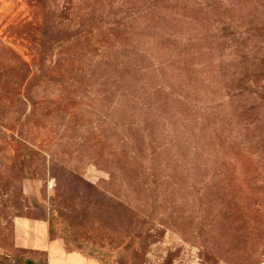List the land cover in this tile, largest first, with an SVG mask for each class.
Segmentation results:
<instances>
[{"label":"rangeland","instance_id":"rangeland-1","mask_svg":"<svg viewBox=\"0 0 264 264\" xmlns=\"http://www.w3.org/2000/svg\"><path fill=\"white\" fill-rule=\"evenodd\" d=\"M152 1L0 0V253L264 264V0Z\"/></svg>","mask_w":264,"mask_h":264},{"label":"trees","instance_id":"trees-1","mask_svg":"<svg viewBox=\"0 0 264 264\" xmlns=\"http://www.w3.org/2000/svg\"><path fill=\"white\" fill-rule=\"evenodd\" d=\"M25 1L29 6L34 7L39 11H41L42 16H46L42 21V23L40 24V26L43 27L42 30L44 31L46 29V31L48 32V34H46V37L49 36V34L57 35L59 31L63 29L67 30L69 29V26H72V24H74L72 22L73 15L70 16V18H66L69 15L68 11L70 9V6H78L77 4L74 5L72 3V0H62L61 5H58V2L56 0H25ZM46 2H48L49 5H46ZM142 9H143L142 12L149 11L148 8H142ZM74 12L75 11H73V14ZM56 35H54L55 37L53 38V40H58L59 43L57 44L59 46L62 44L60 42H64V41H60L56 37ZM71 42L72 41L70 40L67 43H71ZM3 48L4 47L1 46L0 51L7 52L6 49ZM62 49H63V45H61L58 49V51H60V54ZM24 64L25 66L28 67L27 63L24 62ZM53 64L55 65L54 67H57V65L59 64V58H57V60ZM4 68L6 67L0 65V72L4 71ZM82 181L85 183V185L91 188L94 187L92 183L86 182L84 180ZM26 252L27 253L29 252L30 255H27ZM45 263H46V253L42 250L41 251L35 250L33 253H31V251L25 249H18L13 253H6V252L0 253V264H45ZM102 264H106V263H102Z\"/></svg>","mask_w":264,"mask_h":264},{"label":"crops","instance_id":"crops-1","mask_svg":"<svg viewBox=\"0 0 264 264\" xmlns=\"http://www.w3.org/2000/svg\"><path fill=\"white\" fill-rule=\"evenodd\" d=\"M14 235L16 245L44 251L45 264H99L78 251L65 249L61 239L49 238L43 219L34 223L31 220L16 221Z\"/></svg>","mask_w":264,"mask_h":264}]
</instances>
